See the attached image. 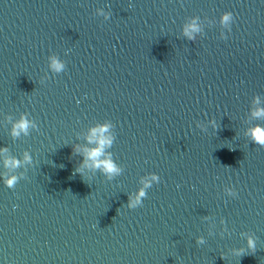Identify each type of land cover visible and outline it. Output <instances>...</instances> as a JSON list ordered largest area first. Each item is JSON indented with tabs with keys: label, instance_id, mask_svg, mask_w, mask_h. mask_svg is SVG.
<instances>
[{
	"label": "water",
	"instance_id": "obj_1",
	"mask_svg": "<svg viewBox=\"0 0 264 264\" xmlns=\"http://www.w3.org/2000/svg\"><path fill=\"white\" fill-rule=\"evenodd\" d=\"M256 96L264 106V0H0V177L24 174L12 189L0 179V264H264ZM25 114L38 130L13 137ZM105 120L124 172L83 179L74 148L94 147ZM25 152L32 164L4 167ZM150 172L160 183L129 209Z\"/></svg>",
	"mask_w": 264,
	"mask_h": 264
},
{
	"label": "clouds",
	"instance_id": "obj_2",
	"mask_svg": "<svg viewBox=\"0 0 264 264\" xmlns=\"http://www.w3.org/2000/svg\"><path fill=\"white\" fill-rule=\"evenodd\" d=\"M199 18L192 19L190 23L185 24L184 26V35L189 39H195L197 33L202 32V28L198 24ZM235 22L234 15L231 11H225L221 14L219 18V24L221 25V38L227 39L228 34L231 33L232 25ZM226 30V32H225ZM49 67L57 73L65 71V63L59 59L56 55H50ZM254 108L252 110V116L256 119L264 118V106H261V99L259 96H256L253 100ZM210 124L215 125V121H209ZM38 124L35 120L29 118L27 114L22 115L20 119L16 120L13 123L11 134L13 137H19L21 134L28 135L30 129L38 130ZM115 125L110 120H105L103 123H98L93 128L90 129V134L87 137L89 144H94V147H79L74 148L76 155L82 157L80 165L76 167L75 173H79L80 176L84 179L90 176L87 175L86 170L98 169L106 176L108 181H112L117 176L123 174L124 169L116 163L113 159L111 152L107 151L114 141L116 140L115 135L112 134V129ZM201 130H204L201 128ZM247 135L250 136L253 143L264 147V126L257 125L254 128L248 130ZM8 150L6 147L0 148V153H6ZM21 163L32 164L33 158L28 153L25 152L23 161L18 160L15 157H6L4 159V167L9 170L17 168ZM24 178V174L19 175H9L5 173L0 179H3V182L7 188H15L16 184L20 179ZM161 177L155 172L147 173L140 177L139 184L140 187L135 194H133L127 203L129 209H136L143 205L144 199L147 197L148 189H150L154 184L160 183ZM179 187V185L177 186ZM224 193L230 198H237L238 192L234 187L226 186L224 188ZM247 237V249L255 251L257 246V238L253 233H245ZM206 239L201 236L197 239L198 245H204ZM245 249H237V255H243Z\"/></svg>",
	"mask_w": 264,
	"mask_h": 264
}]
</instances>
